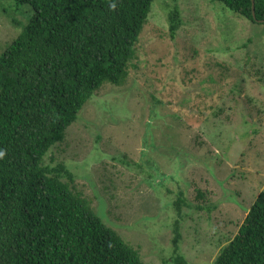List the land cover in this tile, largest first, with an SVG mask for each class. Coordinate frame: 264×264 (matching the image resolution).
Masks as SVG:
<instances>
[{
    "label": "rangeland",
    "instance_id": "rangeland-1",
    "mask_svg": "<svg viewBox=\"0 0 264 264\" xmlns=\"http://www.w3.org/2000/svg\"><path fill=\"white\" fill-rule=\"evenodd\" d=\"M13 4L0 2V54L29 19ZM149 17L127 81L97 90L44 163L64 162L72 189L148 264H174L182 194L179 252L214 264L264 190V24L211 0H156Z\"/></svg>",
    "mask_w": 264,
    "mask_h": 264
},
{
    "label": "trees",
    "instance_id": "trees-1",
    "mask_svg": "<svg viewBox=\"0 0 264 264\" xmlns=\"http://www.w3.org/2000/svg\"><path fill=\"white\" fill-rule=\"evenodd\" d=\"M6 1L29 19L0 54V264H148L72 189L68 166L44 158L97 90L127 81L156 0ZM211 1L264 24V0ZM24 5L33 11H21ZM167 20L175 39L178 5ZM184 206L181 194L174 202V264H188L179 252ZM214 264H264V190Z\"/></svg>",
    "mask_w": 264,
    "mask_h": 264
},
{
    "label": "water",
    "instance_id": "water-1",
    "mask_svg": "<svg viewBox=\"0 0 264 264\" xmlns=\"http://www.w3.org/2000/svg\"><path fill=\"white\" fill-rule=\"evenodd\" d=\"M253 15L255 17V6H254V4H253Z\"/></svg>",
    "mask_w": 264,
    "mask_h": 264
}]
</instances>
